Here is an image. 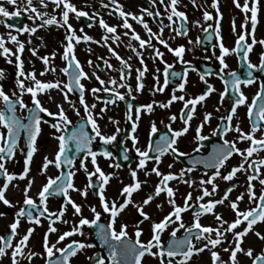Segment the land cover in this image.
<instances>
[{
  "label": "flooded vegetation",
  "instance_id": "af4514ba",
  "mask_svg": "<svg viewBox=\"0 0 264 264\" xmlns=\"http://www.w3.org/2000/svg\"><path fill=\"white\" fill-rule=\"evenodd\" d=\"M22 0H18V4ZM77 9L83 10L88 13V16L77 18L74 13H69L68 23L71 24L72 29L78 36L88 35L92 37L91 41L85 42L81 40L79 43L73 41L74 44V55L76 60L79 61L83 71L87 73V79L82 78L81 83L84 85V101L89 107V113L99 126V130L104 136H115V139L109 143L104 144L99 137L95 136L92 131V126L88 123V115L85 113L84 105L80 104V93L73 84V91L68 92L67 89V100L64 98V92L59 89H47L44 92L37 93V99L40 100L41 105L47 108L50 112H58L57 105H60L68 120L71 121L67 125V131L64 133L68 135L72 132L73 128H79L81 125L84 127V131L90 136L94 137L91 141V150L97 153V164L105 174L113 173L109 183L104 186L103 194L108 202H122L124 197L121 196V190L125 185H130L136 181L141 182L140 188L132 194V201L136 204H140L146 198L147 195L154 192L155 186L160 183L161 177L151 172V169L155 166L163 174L169 172L177 175L181 170H184L185 175L182 178L168 181V186L174 190V197L176 205L183 207L185 197L188 193H191L192 199L188 202L190 207L186 211L181 213V220L175 221L173 217V223H170L167 228L161 233V243L164 247H167L168 243L172 239H182L187 235L185 229H188L196 219L195 213L199 214V223L202 226H208L216 228L224 232L226 239L222 244L217 245L215 249H205L199 254H194L188 264H212L210 249L216 251L224 264H231L229 257L230 251H224L225 248H230V243L233 241V233L226 232L224 229L227 228L228 223H232L236 219L235 212L232 211L230 203L236 200V197L241 193H244V197L238 202V210L241 212L256 207V202L249 201L246 192L247 188V176L253 174L251 169H248V164L252 161H258L264 159V149L253 153L252 157H249L247 161H242V157L233 153V155L225 162V165L220 169L221 176L226 175L235 166H238L241 162H244L245 169L247 171L237 172L232 180L225 181L220 177H216L214 183L217 185L216 192L211 196H205L202 200L197 201L196 197L203 196V188H207L211 191L212 185L204 184L200 185V180H207L211 177L215 171L212 168H205L203 163H193L194 161L206 160L210 156L213 150V146H220L224 140L233 141L236 147L244 150L250 146V141L238 140L237 132L230 130L220 135L222 128L230 123L232 129L237 124L243 132L247 133L251 130L253 122H257V118L253 116L250 120L247 115V106L241 105L237 107L236 114L233 116L231 122H228L226 118L231 113V105L234 102L236 94L231 88V84L228 85V91L225 92V80L231 81V73H236L241 80L248 79L247 72H252L254 82L250 85H240L241 91L247 97L246 104H251L252 99L260 90L261 84H264V71L259 67L252 69L247 68V64L259 65L260 54L264 52V45L258 43L264 40V0L258 2V13H257V25L253 32L251 27V13L248 12L249 17L245 24V13L235 6L237 13L230 12V9L226 5L219 4V25H220V40H217L215 34L216 26V9L207 8L205 6L193 7L195 13H191L188 9L189 5L183 0H179L177 9L183 11L187 17L184 23V28L187 30L186 35H177L176 32L172 31L168 27L164 28V31L160 34L161 38L164 39L169 47L175 49L179 46H183L185 51L182 57H176L174 53L169 52L168 48L160 44L156 38L151 39V47L145 45L144 48L139 47L138 41L131 38V33L134 30L142 39L148 40L149 33L144 29L143 25L133 20L131 16L127 17L128 22L132 25L131 29L122 27L123 19L114 10V6L110 4V0H70ZM169 0H165L167 5ZM4 6L11 12L14 11L12 5H8L6 0H0ZM32 3L40 12L47 13L48 18L56 16L58 21L62 22L61 11L63 6L57 8L52 0H45L47 7H43L40 4V0H32ZM118 3L122 6L123 11L131 12L136 16H143V20L151 28L152 32L158 33L163 21L164 25H168L167 13L165 12V5H161L159 0L153 5L151 0H118ZM212 3V1H210ZM103 5H108L104 7ZM195 5H197L195 3ZM243 5V4H242ZM249 7H251V0H249ZM142 9H148L155 13L159 11L161 15L159 17L148 16L142 12ZM191 9V10H192ZM208 11L212 14L213 19L204 21L203 12ZM240 13V15L238 14ZM28 12H22L18 17L3 18L1 20H7V23L11 24L12 27H6L2 22L3 27L8 29L10 32L15 34H23L25 36L26 44V55L28 73L34 72L36 79L42 82H56L59 81L61 88L64 84L69 82V76L61 71L62 68L67 66V61L62 59L65 45L67 40L65 39L66 27H60L57 24L45 25L43 27H37V31L31 35L27 32H17L16 29L23 28L24 26L33 27L41 25L43 19H29ZM103 19L109 26L116 27V35L119 36V40H112L111 33H106L99 25V20ZM176 21L177 18L173 17ZM199 21V24L194 22ZM233 21L235 22V31H233ZM181 21H177L173 24V28L180 27ZM212 25L208 28V25ZM245 27L242 29L241 25ZM91 25V27H89ZM204 28H208V32L204 31ZM82 30V31H81ZM245 33V41L241 44H251L253 35L257 43L253 46L248 54V60H243V47L238 51L230 52L225 56V63L227 67H223L217 57L220 55L219 44L223 43L225 47L229 49L236 48V41L241 33ZM128 33V35H125ZM252 33V35H249ZM108 36L107 43L102 37ZM209 37H211L209 39ZM30 41V42H29ZM199 41V42H198ZM131 44L132 47L136 48L141 53V57L144 61L140 63V58L137 57L136 53L132 51V48L128 47ZM109 47L113 49L123 60L127 61L131 65L130 69H124L126 73V79L123 81L127 85L131 86V90L128 87H116V91H119L124 97V100L116 99L113 92L99 91L93 95L91 89L108 87L112 89L114 86L108 84L109 79L117 81V85L121 83V63L116 57L109 51ZM158 49L163 53L162 58L156 57L153 49ZM30 49H36V55H33ZM55 52V57H52V53ZM49 56V65H45L40 59L43 56ZM9 56L0 55V59H8ZM112 65L111 68L108 64ZM163 61V62H162ZM91 62V63H89ZM171 65L168 68L167 84H165V66ZM55 68V71H45V68ZM147 68L141 78L143 88L140 91L136 90L137 85V69ZM3 70V75H9L11 68L7 65L0 67ZM41 73H44L41 75ZM130 73V74H128ZM172 73L177 75L173 76ZM201 75L204 76V81L201 80ZM99 76L101 80L106 82L105 85H101L96 79ZM13 79L16 80V72L12 75ZM223 77V79H222ZM5 78L0 79V86L3 90L12 97V93L15 91L19 95L18 89L11 83H4ZM184 84V88L180 89V84ZM32 82L29 80V86ZM212 86V91L208 96L205 97L203 102H199L195 105L193 116L188 123V131L181 137L178 138L176 147L178 152L172 154L169 150L168 153L161 157V163L155 164L154 159H149L145 162L144 169L137 168L140 157L136 151L139 148L144 151L148 148L150 142L151 124L154 122L157 128V132L151 135V141L153 145L155 141L159 139L160 135L169 133L168 125H171L173 130H179L185 125L181 116L186 114L188 111H192V106L189 105L185 108V101L194 99L205 92L208 86ZM158 88H163V91H157ZM221 93H224L223 98ZM177 97L183 96L184 100H171L172 96ZM51 97V99L49 98ZM23 100L29 107L32 106L31 94L24 93ZM95 105L93 108L92 105ZM152 104L153 108L151 112H148L143 106ZM161 104H168V107H161ZM131 106V107H129ZM0 107H3V102L0 101ZM140 108L139 119L137 120L136 109ZM101 109H104L101 112ZM183 109V112H182ZM206 113H211V117L205 123L204 116ZM16 114L21 117H26L28 112L26 109H20L17 106ZM43 118V122L40 125L41 131L36 139V149L32 160L29 164V172L24 179H20V174L24 171V161L26 156V137L23 132L19 137V147L15 150V155L12 160H8L5 164L9 173L15 174L16 178L13 179L8 189L5 192V198L10 201L11 206L5 205L0 201V236H6L10 233L9 225L14 221L15 214L21 207H28L23 204L24 196L23 190L28 184V180L32 179V184L28 195L32 197L35 204L38 206L36 209H32L34 215H39V211L44 206L40 205L38 192L41 190L43 184L47 182L49 177L55 178L60 175L61 172L67 173L72 171L75 173L73 176V184L76 189H85L88 185V177L83 169L80 168V161L84 159L85 165L88 171H93V165L91 164V157L85 158L83 153L76 152L75 143L73 141L68 142L67 151L65 155L72 159V164L62 163L58 169L54 164H50L47 170L41 173L40 168L43 163L44 157L49 160L55 159V154L59 150V141L55 138L61 133L57 132L51 124L57 122L58 116H48L47 113H40ZM175 116L176 119L170 120V117ZM26 122V121H25ZM260 127L255 132V138L259 139L264 135V120L258 121ZM133 124L136 125L135 131H133ZM203 124L201 128V135L206 137L205 140L196 139V128ZM219 126V127H218ZM64 128V125H61ZM6 130L0 127V132ZM214 131L216 134L214 135ZM132 137L136 138V144L133 145ZM23 149L24 151H21ZM107 150L112 153L111 157H104L101 153ZM184 153L185 155H180ZM127 155L128 159L125 160L124 156ZM155 151H150L149 156L154 157ZM119 164L120 167H114ZM113 165V167H110ZM171 165V167H169ZM192 169L191 172L188 169ZM136 172V178L133 180L131 172ZM148 172V175L145 173ZM259 177L264 179V166H260ZM184 180L194 181L191 185L184 183ZM4 183L2 174H0V186ZM93 187L87 188V195L82 196L80 191L68 190V195L75 203L81 205V215L91 220L93 213L91 208L95 207L98 212L101 213L98 223L107 226L109 222V214L103 212L102 206L99 202V181L94 176L92 178ZM254 191L259 196L262 187L259 183V179L253 180ZM234 186V187H233ZM232 187V191L228 193V198L224 200V203L217 204L213 209V213H203L200 211L198 205L207 203L209 200H220L224 197L225 191ZM160 205L161 207H157ZM46 206L49 212H57L62 206L65 207L64 214L60 220H55L53 227L56 229L55 232L48 233L49 244H55L59 236L65 232L70 231L74 226L78 225L79 215H74V209L70 204H66L65 198L62 194L60 195H49ZM143 211L151 218L150 220H143L139 216L137 209L129 204L117 217L116 229L119 230L121 223L127 224L128 235L131 239L135 240V229L136 225L143 229L140 239L147 242L151 239V222H159L164 218L165 215L172 211V206L168 203V197L166 192H161L159 196H156L149 204L145 205ZM216 214H219L223 221L227 223L221 224L216 220ZM48 213L40 217L41 223L36 225L30 223L27 218H21L20 224L17 229V236L13 239V245L22 237L29 227L33 228L34 231L27 242V248L24 250V255L17 257L19 264H45L47 259L46 253L43 248V239L45 233L48 231L49 219ZM54 219V218H51ZM66 221V222H65ZM181 223L183 227H180ZM247 226L246 221H242L240 225L234 229L236 231H242ZM173 229L176 230V235L173 238L171 233ZM81 231L84 235L74 234L66 237L63 241L56 244L57 248H62L71 241H81L84 243L92 244L93 247L85 248L77 252L73 257H70V264H92L90 257H102L105 264H108V250L107 246L102 244L99 238L96 236V226H82ZM198 230L193 229V233ZM255 232H260L264 235V221H257L253 225V229L243 237L242 247L247 250L249 247L253 249V256L264 250V240H260L255 235ZM207 235V234H206ZM215 238V233L212 234ZM193 244L196 247H201L206 240L197 241L193 235ZM234 246V244L232 245ZM29 251L38 253L33 256L32 260L27 259ZM152 251H156L153 248ZM9 254L0 257V264H11L10 252ZM60 256L59 252H55L52 259ZM179 260L180 257H176ZM238 264H251V259L245 256L243 253H237ZM142 264H159V260L156 257L145 255L142 258Z\"/></svg>",
  "mask_w": 264,
  "mask_h": 264
},
{
  "label": "snow or ice",
  "instance_id": "6c2138e0",
  "mask_svg": "<svg viewBox=\"0 0 264 264\" xmlns=\"http://www.w3.org/2000/svg\"><path fill=\"white\" fill-rule=\"evenodd\" d=\"M196 0H192L193 5H195ZM258 2L259 0H251V7H249V0H244L243 5L239 3V0H233V3L237 8H239L242 12L245 13V24L247 23L249 17L247 16V13L250 12L251 16V27L253 29V32L257 25V13H258ZM6 3L8 5H12L14 7V11H9L3 3H0V17L3 18H9V17H18L21 15L22 12H28L29 13V19L35 20V19H42L47 16V13L40 12L37 7H35L32 3V0H22L21 3L18 4V0H6ZM52 3L57 7L63 6V9L61 11V21H58L56 16H51L48 18H44L41 25L28 27L24 26L23 28L16 29L17 32H27L29 35L35 33L37 31V27H43L45 25H53L57 24L60 27H66V35L65 39L67 40V44L64 48V53L62 55V59L67 61V66L62 68L61 71L69 76V82L67 84L63 85V88H61V84L59 81L56 82H42L38 79H36V75L34 72L25 73L23 71V61L21 59V56L19 53H22L24 51V43L20 42L17 39L16 35H12L11 32L8 33V40L11 41L13 44L16 45V51L15 53L12 52L11 49L5 46V38L3 36H0V55H6V56H15V62H16V80H15V87L19 90V95L14 91L12 93V97H10L4 90L3 87L0 86V101L3 102V107H0V127L5 129V132H0V174H2L4 183L2 186H0V201H2L5 205L11 206L10 201L5 198V192L9 187L10 182L16 178L15 174L9 173L7 168L5 167V164L8 160H12L13 156L15 155V150L17 147H19V137L21 135V132L24 133L26 137V156H25V167L22 174H20L19 178L24 179L28 172H29V164L32 160V157L34 153L37 151L36 149V139L39 135L41 128L40 125L43 121L42 116L40 113H47L48 116H58L57 122L51 124V127H53L57 132H60L61 134L59 136H56L55 138L59 141V150L55 154L54 160H49L47 157H44L43 163L41 165L40 171L41 173L45 172L50 164H54L56 168H60L62 163L64 164H72V159H69L65 153L67 151V146L69 141H73L75 143V149L78 153H83L84 157H91V164L93 165V171H88L84 159H81L80 161V168L84 170L88 177V185L85 187V189H76L73 184V176L75 175L74 172L69 171L66 174L61 172L60 175L56 176L55 178L49 177L47 179V182L43 184L41 190L38 192L40 205L44 206L42 210L39 211V215H34L32 209H36L38 206L35 204L32 197L28 195V192L34 183L32 179L28 180V184L25 186L23 190V204L26 207H21L15 214L14 221L9 225L10 233L6 236H0V257H4L9 254L8 250L11 249L10 252V258H11V264H19V260L17 257L24 255V250L27 248V242L29 241L30 236L32 235L34 229L29 227L26 231V233L20 237V239L13 245V239L17 236V229L20 224L21 218H27V220L30 223H34L36 225H39L41 223L40 217L44 216L45 213H48L49 219V227L48 231L44 235L43 239V248L44 252L46 253L47 259L45 260V264H70V257H73L77 254L78 251L83 250L85 248L93 247L94 245L84 243L81 241L73 240L69 244H66L62 248H57L56 244H58L60 241H63L66 237L72 236L74 234L84 235V233L81 231L82 226L88 225V226H96V236L99 238V240L102 242V244L107 246L108 250V264H142V258L147 254L152 257H156L159 260V264H188V261L192 258L194 254H199L203 252L205 249H209V246H211V249H215L217 245H220L223 243V241L226 239L224 236V232H222L219 229L208 227V226H202L199 223V214L195 213L196 219L194 220L193 224L190 228L185 229L187 235L183 237L182 239H172L169 241L167 247H164L161 243V233L167 228V226L170 223H173V217L175 218V221L181 220V213L186 211L189 205V201L192 199L191 193H188L185 197L184 206H178L175 203L174 197V190L168 186V181L175 180L178 178H182L185 175L184 170H181L179 173V177L171 172L167 174H163L159 171L157 167H153L151 169L152 173H155L157 176L161 177L160 183H158L155 186L154 192L152 194H149L146 196V198L143 200L142 203L136 204L132 201L131 197L132 194L137 191L140 186L141 182L136 181L133 184L125 185L121 190V196L124 197L122 202L117 204V202H108L106 201V198L103 194L104 186L109 183V180L113 173L105 174L97 164V153L91 150V141L94 137H90L85 131L83 125H81L79 128H73L72 132L68 135H65L64 133L67 131V125L71 123V121L68 120V117L66 116L63 108L60 105H57L58 112L53 113L50 112L47 108L43 107L41 105V102L39 99H37V93L38 92H44L47 89H59L61 92H64V98L67 100V92L64 90L67 89L68 92L73 91V84L75 85V88L79 90L80 93V104L84 105L85 107V113L88 115V123L92 126V131L95 133V136L99 137L100 140L104 144L111 143L115 136H104L101 134L99 130V126L96 123V120L92 118V116L89 113V107L87 104H85L84 101V85L80 82L82 78L87 79L89 78L87 73H85L79 63V61L76 60V57L74 55L73 49L74 44L73 41L76 43H79L81 40L88 42L92 40V37L88 35L78 36L76 32L72 29L71 24L68 23L69 20V13H74L77 18L88 16V13L77 9V7L70 2V0H52ZM151 3L155 5L157 3V0H151ZM159 3L161 5H165V0H159ZM179 3V0H169L168 4L165 5V12L167 13V20L169 21L168 25H164L163 21H161L160 29L158 33L152 32L151 28H149L148 24L143 20V16H136L131 12H125L123 11L122 6L118 3V0H110V4L114 6V10L118 13V15L123 19L122 27L126 29H131L132 25L128 22L127 17L131 16L133 20H136L138 23L142 24L144 29L149 33V39L146 41L142 39L134 30L131 33V38L138 41L139 47L144 48L145 45H148L151 47V39L154 37L156 38L160 44L164 45L166 48H168L169 52L174 53L176 57H182V54L184 53L185 49L181 45L175 49L169 47L167 42L161 38L160 34L164 31L165 27H168L172 31L176 32L177 35H186L187 30L184 28V23L187 20V17L183 11H179L177 9V5ZM40 4L43 7H47V4L45 3V0H40ZM104 7H108V5H103ZM212 8L216 9V26H215V34L217 40H220V25H219V18H220V12H219V6H218V0H212L211 4ZM143 13H146L148 16H155L159 17L161 13L159 11H156L153 13L152 11H149L148 9H142ZM173 17H176L177 20L174 21ZM203 19L204 21L212 20V14L208 11L203 12ZM177 21H181L180 27L173 28V24H175ZM0 22H3L6 27L11 28L12 25L7 23V20H0ZM196 24H199V21L194 22ZM99 25L102 29L105 30L106 33H111V39L116 41L119 40V36L116 35V27L115 26H109L102 18L99 20ZM91 27V25H89ZM212 25H208V28H211ZM245 27L244 24L241 25V28L243 29ZM208 28H204L205 32H208ZM82 31V30H81ZM233 31H235V22L233 21ZM125 35H128V33H125ZM249 35H252V33H249ZM211 37H209L210 39ZM102 39L107 43V40L109 39L108 36L102 37ZM245 41V33H241L236 41V48L229 49L224 46L223 43L219 44L220 48V55L217 57L220 64L223 67H227L225 63V56L230 54V52L238 51L243 47V60H248V54L253 48V46L257 43V41L254 38L251 44H241V42ZM30 42V41H29ZM199 42V41H198ZM261 45H264V40L259 41ZM128 47L132 48V51L136 53L137 57L140 58V63L143 64L144 61L141 57V53L136 50V48L132 47L131 44L128 45ZM156 57L163 56V53H161L158 49H153ZM33 55H36V49H30ZM109 51L112 52V54L116 57L117 60L121 63V75L120 80L121 83L117 85V81L114 79H109L107 81L108 84L113 85L114 87L112 89H109L108 87L103 88H93L91 89V92L93 95L99 91H105V92H113L116 99L124 100L125 97L119 92L116 91V87H128L129 90H131V86L127 85L123 81L126 79V73L124 69H130L131 65L127 63V61L123 60L111 47H109ZM52 57H55V52H53ZM42 59L43 63L47 66L49 65V56H43L40 57ZM9 63H11V59L8 60ZM163 62V61H162ZM91 63V62H89ZM106 64H108L107 61H105ZM108 67L111 68L112 65L108 64ZM171 65H166L164 72H165V84H167L168 80V68H170ZM254 67H259L262 71H264V52L260 54V63L259 65H253L251 63L247 64L248 69H252ZM72 69L71 72H69V69ZM45 71H55V68H45ZM147 71V68L143 69H137V85L136 90L140 91L143 88V84L140 82L141 78L144 75V72ZM44 73H41L43 75ZM130 74V73H128ZM173 76L177 75L176 73H172ZM232 80L228 81L225 80V92L228 91V85L231 84V88L234 90L236 94H238L234 100V102L231 105V113L226 117L222 119H226L228 122H231L233 116L236 114V110L238 106L246 105L247 106V115L249 116L250 120L253 116L257 118V122H253L252 128L249 132L245 133L240 129L239 125L232 129L229 124H226L221 132L220 135L223 136L224 133L234 130L237 132V139L244 141H250V146L244 150H241L236 147L235 142L224 140L223 144L220 146H213L212 153L206 160H200V161H194L193 163H203L205 168H212L215 169L213 175L209 177L207 180L201 179L200 185L204 184H210L212 185L211 191H209L207 188H203V196L196 197L197 201H200L205 196H211L216 192L217 185L214 183V180L216 177H220L221 179L228 181L232 180L233 177L237 172L241 171H247L248 169H251L253 174H249L247 176V188L246 192L248 195L249 201L256 202V207L251 208L249 210L241 212L238 210V202L241 201L244 197V193H241L236 197L235 201H232L230 203V207L233 212L236 214V219L232 223H228V226L224 231L226 232H232L233 233V241L230 243V248H225L224 251H230V257L229 260L231 264H238L237 262V253H243L245 256L249 257L251 259V264H264V250H261L260 253L253 256V249L249 247L247 250H245L241 245L243 242V237L248 234L249 231L253 229V225L257 223V221H264V187H262V190L257 197L254 189V185L252 184L253 180L259 179V183L261 186H264V179H261L259 177V171L260 166H264V159H260L258 161H252L248 164V169H245L244 162H241L238 166H235L229 171L226 175L221 176L220 169L225 165V162L233 155V153H237L242 157V161H247L249 157H252L253 153L259 151L260 149H264V135L261 136V138L257 139L255 138L254 134L260 127L258 121L264 120V84H261L260 90L257 91L255 96L252 99L251 104H246L247 97L244 95V93L241 91L240 85L243 84L244 86L250 85L254 82L252 77V72L248 71L247 76L248 79L241 80V78L236 75V73H231ZM20 77H25L26 79L30 80L32 82V85L26 86L23 79H20ZM3 70H0V79H3ZM201 80L204 81V76L201 75ZM96 79L99 81L101 85H105L106 82L104 80H101L99 76H96ZM223 79V77H222ZM207 83L206 81H204ZM180 89L182 90L184 88V84H180ZM157 91H163V88H158ZM214 89L212 86H208L207 90L203 92L201 95L195 97L194 99H190L185 101V108H188L189 105L192 106V111H188L186 114L181 116V119L183 120L184 127L179 130H173L171 128V125H168V130L171 135L168 134H162L160 135L159 139L155 141V144L153 145L151 141V135L153 133L157 132V128L155 123L153 122L151 124V132H150V142L148 145V148L144 151H141L139 148L136 149L140 160L137 165V168L144 169L145 162L149 159H154L155 164L159 165L161 163V157L165 155L166 153L171 151L172 154H176L178 152V148L176 147L178 138L183 136L188 131V123L189 120L193 116V111L195 109V105L199 102H203L205 100V97L208 96ZM27 92L31 94L32 99V106L29 107L25 104L23 100L24 93ZM224 93H221V97L223 98ZM51 99V97H49ZM172 100H184L183 96H175L173 95L171 100L169 101V104L172 102ZM17 106L20 109H26L28 112V115L26 117H21L16 114ZM161 107H168V104H161ZM92 107L94 108L95 105L93 104ZM131 107V106H129ZM148 112L152 111V104H147L143 106ZM104 109H101V112H103ZM183 112V109H182ZM140 115V108L136 109V116L137 120L139 119ZM211 117V113H206L204 116V122L206 123L209 118ZM176 117L172 116L170 117V120H175ZM26 121V122H25ZM47 123V121H43ZM64 125V128L61 127V125ZM136 125L133 124V131H135ZM203 127V124L198 126L196 128V139L198 140H205L206 137L201 135V128ZM219 127V126H218ZM214 135L216 132L214 131ZM133 145L136 144V138L132 137ZM155 151L156 155L154 157L149 156L150 151ZM21 151H24L21 149ZM180 155H185L184 153H179ZM101 155L104 157H111L112 153L104 150ZM124 159L127 160V155L124 156ZM110 167H113V165H110ZM114 167H120L119 164L115 165ZM171 167V165H169ZM189 172L192 171V169H188ZM149 173L146 172L145 175H148ZM97 178V181H99V202L102 206L103 212L109 214V222L107 226L104 224L98 223L101 213L96 210L95 207H92L90 210L93 213V218L89 220L86 217H83L81 215V205L75 203L68 195V190L71 189L73 191H80L82 196L87 195V188L93 187L92 178ZM131 176L133 180L136 178V172L132 171ZM184 183H187L191 185L194 183V181L191 180H184ZM234 187V186H233ZM232 191V187H229L225 193L224 197L220 200H209L207 203L199 204L198 207L201 212L203 213H213V209L217 204L224 203V200L228 198V193ZM161 192H166L168 197V203L172 206V211L164 216L162 220L159 222H151L150 228H151V239H149L147 242H144L140 239L143 229L139 227V224L136 225V229L134 232L135 240L131 239L128 235L127 231V224L121 223L119 225V230L117 231L115 225L117 221V217L120 215V213L129 205L132 204L136 209L140 217L143 218V220H150L151 218L143 211V208L145 205L149 204L150 201H152L156 196H159ZM60 195L62 194L65 198L66 204H70L71 207L74 209V215H79L81 218L79 219L78 225L74 226L70 231L63 232L55 244H49L48 241V233L55 232L56 229L52 226L55 220H60L64 214L65 207H61L57 212H49L48 208L46 206V202L49 195ZM157 207H161L160 205H157ZM0 215H3V213H0ZM54 218V219H51ZM216 220L220 222L221 224L227 223L226 221H223L222 217L219 214H216ZM242 221H246L247 226L243 228L242 231H236L234 232V229L237 228L238 225L242 223ZM66 222V221H65ZM180 227H183V224L181 223ZM193 229L198 230L195 233H193ZM215 233V238H213L212 234ZM207 234V235H206ZM176 235V230L173 229V232L171 233V236L174 238ZM193 235L195 236V239L197 241L200 240H206L207 242L204 243L201 247H196L192 240ZM255 235L258 239L264 240V235H262L260 232H255ZM234 244V246H232ZM153 248L156 249V251H152ZM210 249L211 254V260L212 264H224V262L221 260L219 254ZM54 250L55 252H59L60 256L52 259L54 256ZM38 255V253L29 251L27 254V259L29 261L32 260L33 256ZM176 257H180L179 260H176ZM92 261V264H105V261L102 257H90L89 258Z\"/></svg>",
  "mask_w": 264,
  "mask_h": 264
},
{
  "label": "rangeland",
  "instance_id": "374dc122",
  "mask_svg": "<svg viewBox=\"0 0 264 264\" xmlns=\"http://www.w3.org/2000/svg\"><path fill=\"white\" fill-rule=\"evenodd\" d=\"M185 3H187L189 5L188 9L191 11V13H195V10L192 9L193 7H200L201 6H205L207 8V10H209V8L211 9V4L210 1L212 0H196V4L197 5H193L192 0H183ZM221 2V3H219ZM218 3L221 5H226L228 9H230V12H234L237 13L235 11H237L235 9V6L233 5V0H218ZM239 3L242 5L244 3V0H239ZM218 4V5H219ZM192 9V10H191ZM240 15V13H238ZM1 20V17H0ZM10 31L8 29H5V27H3L2 22H0V36H3L5 38V46L8 47L9 49L12 50L13 53H15L16 51V45L13 44L11 41L8 40V33ZM12 35H16L17 39L24 43V51L22 53H19L21 56V59L23 61V71L27 74L28 73V65H27V55H26V44H25V36H23V34H15L13 32H11ZM11 59V63L8 62V60ZM7 65L11 68V71L9 73V75H4L5 80L3 81L4 83H9V84H13L15 86V80L13 79L12 75L14 72H17V68H16V62H15V56H9L8 59H0V67ZM20 79L24 80V83L26 86H29V80L26 79L25 77H20ZM19 91V90H18ZM26 93V92H25ZM20 94V93H19Z\"/></svg>",
  "mask_w": 264,
  "mask_h": 264
},
{
  "label": "water",
  "instance_id": "95a60500",
  "mask_svg": "<svg viewBox=\"0 0 264 264\" xmlns=\"http://www.w3.org/2000/svg\"><path fill=\"white\" fill-rule=\"evenodd\" d=\"M72 71V69H70V71L69 72H71Z\"/></svg>",
  "mask_w": 264,
  "mask_h": 264
}]
</instances>
